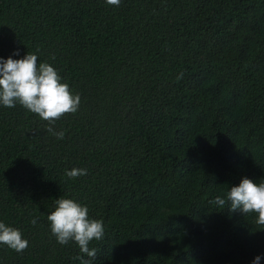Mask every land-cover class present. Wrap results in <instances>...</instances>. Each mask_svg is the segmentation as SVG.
<instances>
[{"label": "trees", "instance_id": "obj_1", "mask_svg": "<svg viewBox=\"0 0 264 264\" xmlns=\"http://www.w3.org/2000/svg\"><path fill=\"white\" fill-rule=\"evenodd\" d=\"M27 53L80 104L51 125L0 105V222L28 241L0 264H264L226 197L264 180V0H0V57ZM58 198L103 222L95 258L51 233Z\"/></svg>", "mask_w": 264, "mask_h": 264}, {"label": "clouds", "instance_id": "obj_2", "mask_svg": "<svg viewBox=\"0 0 264 264\" xmlns=\"http://www.w3.org/2000/svg\"><path fill=\"white\" fill-rule=\"evenodd\" d=\"M106 4L119 7L121 0H105ZM36 54L27 53L23 58L7 59L0 57V105L15 107L18 104L28 111L54 124L65 114L75 113L80 104L79 94H73L67 83H62L58 71L47 62L37 63ZM47 131L63 139L64 132H56L52 127ZM69 179L87 175L83 168L66 171ZM230 211H239L243 215L255 213V223L264 226V180L257 183L244 177L240 183L231 186L226 193ZM211 203L223 208L226 199L216 196ZM56 207L47 216L51 233L61 245L74 241L80 251L90 258H95L97 250L89 248L92 240L104 238V225L100 220L89 219L88 208L73 199L58 198ZM32 224L37 223L34 218ZM0 244L7 245L17 253L28 247V241L22 238L21 232L0 222ZM80 264H91L83 256L77 257ZM257 255L252 264H259Z\"/></svg>", "mask_w": 264, "mask_h": 264}]
</instances>
